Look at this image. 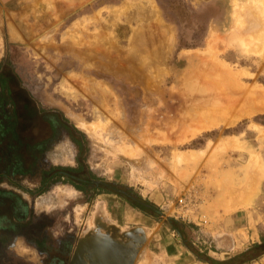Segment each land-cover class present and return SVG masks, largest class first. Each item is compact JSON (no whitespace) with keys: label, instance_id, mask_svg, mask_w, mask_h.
Instances as JSON below:
<instances>
[{"label":"rangeland","instance_id":"1","mask_svg":"<svg viewBox=\"0 0 264 264\" xmlns=\"http://www.w3.org/2000/svg\"><path fill=\"white\" fill-rule=\"evenodd\" d=\"M0 71V264H66L99 201L190 264L264 176V0H0Z\"/></svg>","mask_w":264,"mask_h":264},{"label":"crops","instance_id":"2","mask_svg":"<svg viewBox=\"0 0 264 264\" xmlns=\"http://www.w3.org/2000/svg\"><path fill=\"white\" fill-rule=\"evenodd\" d=\"M71 1L85 2L88 0ZM1 74L2 71H0ZM72 188L77 192L74 187ZM99 202L102 203V213L95 215L96 221L99 222L98 219L102 218L103 221L106 216V221L116 224L121 230L132 228L123 229L117 221H109L112 212L106 213L107 202ZM225 214V226L211 229L207 227L200 228L202 240L200 241L199 251L204 252V257L199 252L188 248L189 250L187 251L191 259L190 264H264V176L259 181L256 191L244 204L238 205L236 209ZM91 227H95V225H91ZM140 227L145 228L143 226ZM145 232L147 236V231ZM74 246L66 264H69ZM178 261L181 260L179 259Z\"/></svg>","mask_w":264,"mask_h":264},{"label":"water","instance_id":"3","mask_svg":"<svg viewBox=\"0 0 264 264\" xmlns=\"http://www.w3.org/2000/svg\"><path fill=\"white\" fill-rule=\"evenodd\" d=\"M94 225L78 238L69 264H135L146 241L142 227L121 230L105 219Z\"/></svg>","mask_w":264,"mask_h":264},{"label":"bare ground","instance_id":"4","mask_svg":"<svg viewBox=\"0 0 264 264\" xmlns=\"http://www.w3.org/2000/svg\"><path fill=\"white\" fill-rule=\"evenodd\" d=\"M237 4V3H236ZM240 6V5H239ZM239 8V7H238ZM254 16V15H253ZM260 17V16H259ZM252 21V20H251ZM254 23V22H253ZM257 24L258 23H260L261 24V22H256ZM257 24H255V25H257ZM253 26V25H252ZM261 26H263V24L261 25ZM257 27H259V26H257ZM250 35V34H249ZM245 42V41H244ZM246 44H247V42H246ZM248 44H249V42H248ZM81 48V47H80ZM163 48V47H162ZM163 57V56H162ZM193 91V90H192ZM190 94H191V92H189ZM188 93V95H190ZM73 95V94H72ZM192 95V94H191ZM221 95H223V94H221ZM195 96V95H194ZM191 97V96H190ZM193 97V96H192ZM255 96H251L250 97V100L252 101L253 99H255L254 98ZM214 98H217V97H214ZM243 98H245V97H243V93L242 92H239V91H237V92H234V94L233 93H231L230 95H224L223 97H221V98H219V99H216V101H214L215 103L217 102V104L218 103H220L221 102V104L220 105H222V104H225V106H229V107H233L235 104H237V103H239ZM213 102V101H212ZM261 104V103H260ZM259 105V104H258ZM251 106V105H250ZM260 106V105H259ZM260 107H263L264 108V103L262 102V104H261V106ZM234 108V107H233ZM257 108L258 107H256V106H252L251 108H248L247 107V109H246V111L244 110V112H246V113H251V112H253V111H255V110H257ZM243 112V111H242ZM241 112V113H242ZM97 113V112H96ZM240 116V115H239ZM106 121V120H105ZM83 125V124H82ZM257 125V124H256ZM98 127V126H97ZM96 127V128H97ZM86 128V127H85ZM88 128V127H87ZM93 129V128H92ZM92 129H90V131L92 132ZM93 130H95V128L93 129ZM97 130V129H96ZM94 134H96V133H94ZM66 149V148H65ZM65 149H63V150H65ZM68 153H66V151H65V153H62V157H61V160H67V158H68ZM138 160V164L136 165V168H137V170H139V171H142V169L140 168L141 167V165L143 164L142 163V159L141 158H138L137 159ZM142 168H143V165H142ZM67 190V189H66ZM72 192H74V190H72V189H70V192L68 191V193L67 192H64V193H60L59 191H57L56 192V194H59V195H73L74 193H72ZM77 194V193H76ZM62 198H64V197H62ZM99 205H100V207H99ZM101 206H102V203H99L98 204V210H101ZM103 219V218H102ZM100 222V221H99ZM90 227H91V222H90ZM116 225V224H115Z\"/></svg>","mask_w":264,"mask_h":264},{"label":"trees","instance_id":"5","mask_svg":"<svg viewBox=\"0 0 264 264\" xmlns=\"http://www.w3.org/2000/svg\"><path fill=\"white\" fill-rule=\"evenodd\" d=\"M81 167L74 168V167H65V166H51L47 171L43 173V178L45 179L46 175L47 178H54L53 180L62 179L65 182H71L77 185L79 188H84L82 185L86 182L89 183V179L84 176H81L80 173H77L81 170ZM82 183V184H81ZM3 195L5 194H12L9 191L1 190Z\"/></svg>","mask_w":264,"mask_h":264},{"label":"flooded vegetation","instance_id":"6","mask_svg":"<svg viewBox=\"0 0 264 264\" xmlns=\"http://www.w3.org/2000/svg\"><path fill=\"white\" fill-rule=\"evenodd\" d=\"M62 153H63V152H61V154H60L61 157H62ZM68 156H69V155H68ZM61 157H58V160L61 159ZM98 185H99V184H98ZM60 191H61V192H60L61 194L64 193V192H67V193H68V190L66 191V190H62V189H60ZM69 192H70V191H69ZM76 193H77V192H76ZM77 194H78V193H77ZM77 194H75V195H73V196H71V197H74V196H76ZM61 200L63 201V199H61ZM64 200H65V198H64ZM12 225H13V224H12ZM0 226H2L1 222H0ZM6 227H8V226H6ZM9 227H10V225H9ZM11 227H12V226H11ZM14 227H15V226H14ZM16 227H17V226H16ZM11 235H13V234L11 233ZM58 252H59V255H60V257H59V259H58V262L62 264V263H64V257H66V256H64L65 254H62V253H61V252H62V249H60Z\"/></svg>","mask_w":264,"mask_h":264}]
</instances>
